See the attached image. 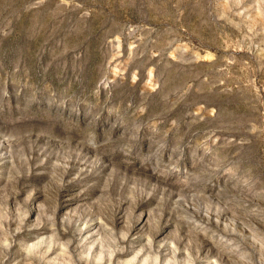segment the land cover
Here are the masks:
<instances>
[{"label": "rangeland", "instance_id": "obj_1", "mask_svg": "<svg viewBox=\"0 0 264 264\" xmlns=\"http://www.w3.org/2000/svg\"><path fill=\"white\" fill-rule=\"evenodd\" d=\"M0 264H264V0H0Z\"/></svg>", "mask_w": 264, "mask_h": 264}]
</instances>
